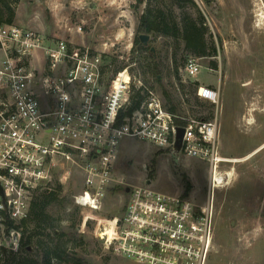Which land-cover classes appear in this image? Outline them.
<instances>
[{
  "label": "rangeland",
  "instance_id": "1",
  "mask_svg": "<svg viewBox=\"0 0 264 264\" xmlns=\"http://www.w3.org/2000/svg\"><path fill=\"white\" fill-rule=\"evenodd\" d=\"M148 3L165 7L175 18H203L205 22L208 51L216 47L213 55H194L184 41L171 36L150 33L142 42L151 47L159 79L180 103L183 115L218 114L225 158L219 171L233 170V174L228 183L212 191L209 162L175 147L159 148L126 137L115 167L116 180L100 210L76 202L74 195L84 184L76 166L65 164L54 171L50 186L61 183L63 187L48 206L52 225L33 237L32 254L42 261L38 242L50 246L47 234L53 226L69 230L74 225L78 236L64 239L61 245L81 257L83 264H137L106 246L99 235L101 227L123 215L127 187L149 181L160 191L184 195L186 178L192 183L190 198L200 204L210 197L214 200V239L208 264H264V0H147L141 5L138 0H0V21L13 15V24L20 27L64 38L75 47L111 51L129 67L133 92L142 86L163 94L155 74L143 64V56L150 51L142 53L135 43L138 35L147 34L138 28ZM3 55L0 51V58ZM191 57L202 65L196 75L185 69ZM197 79L218 88L219 104L202 98L197 101ZM31 230L32 226L27 233ZM52 264L72 263L53 259Z\"/></svg>",
  "mask_w": 264,
  "mask_h": 264
},
{
  "label": "built area",
  "instance_id": "2",
  "mask_svg": "<svg viewBox=\"0 0 264 264\" xmlns=\"http://www.w3.org/2000/svg\"><path fill=\"white\" fill-rule=\"evenodd\" d=\"M0 51V259L5 249H19L34 198L65 164L83 177L76 202L100 210L116 180L126 137L172 148L181 126L182 153L209 162L214 171L225 160L217 113L209 119L180 116L152 87L129 112L135 92L131 71L127 66L114 71L111 51L75 47L16 24H0ZM201 66L191 57L185 69L196 75ZM197 92L219 104L213 85L200 84ZM178 117L186 124L178 125ZM128 194L123 215L105 221L99 232L108 248L137 264H208L214 239L211 197L200 204L149 182L131 186Z\"/></svg>",
  "mask_w": 264,
  "mask_h": 264
},
{
  "label": "trees",
  "instance_id": "3",
  "mask_svg": "<svg viewBox=\"0 0 264 264\" xmlns=\"http://www.w3.org/2000/svg\"><path fill=\"white\" fill-rule=\"evenodd\" d=\"M144 2H147V0H138L139 5L143 4ZM147 5L148 6L146 9L140 14L138 28L140 32L171 36L177 40L184 41L186 49L190 53H193L197 56L215 54V46L212 47V50L208 51V45L206 41L207 27L202 16L200 17L202 18L201 20L194 18L192 19L191 17L186 16L175 18L163 6H153L151 3H148ZM12 14H14V11ZM13 21V15H11L5 21H0V24H13ZM135 43H138L142 53L144 51H150V53H147L143 56V64L146 69L155 74L156 81L158 84H160L166 99V106L175 114L186 117L182 114L180 103L176 100L172 93L164 85H162V82L159 79L160 69L156 63V59L151 47L145 46L139 35L136 37ZM111 63L113 65L114 71H119L126 66L123 65L122 61H120L117 56H113L111 58ZM199 85V81H196V90ZM146 89L147 87L144 88L141 86L135 90L132 95V106L129 112L137 108L144 100ZM196 98L198 102H201V98L199 96ZM213 116L214 114L210 113L207 116H200L199 118L209 119ZM176 122L178 125H185L187 121L185 118L178 117ZM150 174H152V172ZM185 180L186 189L184 195L188 196L190 190L192 189V183L189 179L185 178ZM62 187L63 185L61 183H59L57 187L48 186L36 195L32 202L30 216L23 223V237L19 249H5L4 255L0 261H6L7 264H52V260L55 259L61 263L69 262L72 264H83V259L81 257H78L76 254L72 253L61 245V242L64 239L71 240L78 236L77 231L73 229L74 225H72L69 230H63L53 226V229H51V231H49L47 234L48 240L51 242L50 246H45L43 243L38 242L41 248L40 250H37V253L42 254V261L34 257V254H32L33 237L41 234L46 228L52 225L48 223L50 218L48 206L58 199L59 190L62 189ZM31 226L32 230L27 233Z\"/></svg>",
  "mask_w": 264,
  "mask_h": 264
},
{
  "label": "bare ground",
  "instance_id": "4",
  "mask_svg": "<svg viewBox=\"0 0 264 264\" xmlns=\"http://www.w3.org/2000/svg\"><path fill=\"white\" fill-rule=\"evenodd\" d=\"M234 160L236 161L237 159ZM232 174H233V170L226 171L225 173L219 171V169H216L215 171L213 170L211 174V183L214 180L215 188L222 187L226 183H228L227 178H231Z\"/></svg>",
  "mask_w": 264,
  "mask_h": 264
},
{
  "label": "water",
  "instance_id": "5",
  "mask_svg": "<svg viewBox=\"0 0 264 264\" xmlns=\"http://www.w3.org/2000/svg\"><path fill=\"white\" fill-rule=\"evenodd\" d=\"M140 39L143 41V42H146L148 39H149V35L148 34H141L140 35ZM184 133H185V128L184 127H178L177 128V141H176V145H175V148L177 150H180L181 148V145H182V139H183V136H184ZM149 182V181H148ZM130 190V187H127V192Z\"/></svg>",
  "mask_w": 264,
  "mask_h": 264
},
{
  "label": "crops",
  "instance_id": "6",
  "mask_svg": "<svg viewBox=\"0 0 264 264\" xmlns=\"http://www.w3.org/2000/svg\"><path fill=\"white\" fill-rule=\"evenodd\" d=\"M198 80V79H197ZM199 81V80H198ZM200 82V81H199ZM201 83V82H200Z\"/></svg>",
  "mask_w": 264,
  "mask_h": 264
}]
</instances>
